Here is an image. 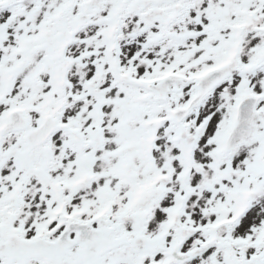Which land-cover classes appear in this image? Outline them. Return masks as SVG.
I'll list each match as a JSON object with an SVG mask.
<instances>
[{"label": "snow or ice", "instance_id": "1", "mask_svg": "<svg viewBox=\"0 0 264 264\" xmlns=\"http://www.w3.org/2000/svg\"><path fill=\"white\" fill-rule=\"evenodd\" d=\"M0 264H264V0H0Z\"/></svg>", "mask_w": 264, "mask_h": 264}]
</instances>
